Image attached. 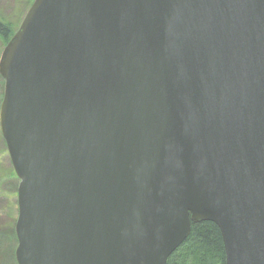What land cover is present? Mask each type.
<instances>
[{"label":"water","instance_id":"water-1","mask_svg":"<svg viewBox=\"0 0 264 264\" xmlns=\"http://www.w3.org/2000/svg\"><path fill=\"white\" fill-rule=\"evenodd\" d=\"M0 75L18 264H264V0H33Z\"/></svg>","mask_w":264,"mask_h":264},{"label":"rangeland","instance_id":"rangeland-1","mask_svg":"<svg viewBox=\"0 0 264 264\" xmlns=\"http://www.w3.org/2000/svg\"><path fill=\"white\" fill-rule=\"evenodd\" d=\"M29 0H0V18L17 25L22 18H24ZM23 20V19H22ZM22 22V21H21ZM21 24V23H20ZM20 26V25H19ZM2 50L0 48V57ZM1 76V75H0ZM5 80L0 78V106L4 97ZM0 128V228L8 225L9 222L18 218V185L20 179L17 177L15 171L12 172L13 165L8 153L6 142ZM13 218V219H12ZM6 223V224H5ZM2 242V241H1ZM18 245L17 243H9L6 241L4 245H0V264H15L11 261V247ZM193 251H182L177 255V260L181 264H196L197 258L201 254H197L195 259ZM195 262V263H194Z\"/></svg>","mask_w":264,"mask_h":264},{"label":"trees","instance_id":"trees-1","mask_svg":"<svg viewBox=\"0 0 264 264\" xmlns=\"http://www.w3.org/2000/svg\"><path fill=\"white\" fill-rule=\"evenodd\" d=\"M32 2L33 0H29L30 4L27 7V10L29 9ZM22 19L17 25H14L12 22L7 21L2 17L0 18V48L2 52L13 37L14 33L19 28ZM12 172L14 173V169H12ZM15 225L16 219L9 222L8 225H4L2 228H0V245H4L6 241L11 244L17 243L18 239ZM15 247L12 245L10 257L12 262L18 264L16 260ZM182 251H187L189 253L190 251H193L195 253V259L197 254H201L197 258L196 264H226V252L223 237L219 227L212 221L193 223L190 236L171 255L168 260V264H181L177 260V255Z\"/></svg>","mask_w":264,"mask_h":264}]
</instances>
